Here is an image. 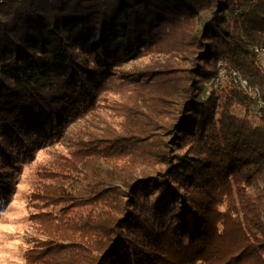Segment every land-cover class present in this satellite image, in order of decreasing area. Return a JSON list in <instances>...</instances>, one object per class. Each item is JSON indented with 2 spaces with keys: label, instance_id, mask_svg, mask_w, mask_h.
Listing matches in <instances>:
<instances>
[{
  "label": "trees",
  "instance_id": "trees-1",
  "mask_svg": "<svg viewBox=\"0 0 264 264\" xmlns=\"http://www.w3.org/2000/svg\"><path fill=\"white\" fill-rule=\"evenodd\" d=\"M262 45L264 0H0V206L53 155L24 264H264Z\"/></svg>",
  "mask_w": 264,
  "mask_h": 264
},
{
  "label": "rangeland",
  "instance_id": "rangeland-1",
  "mask_svg": "<svg viewBox=\"0 0 264 264\" xmlns=\"http://www.w3.org/2000/svg\"><path fill=\"white\" fill-rule=\"evenodd\" d=\"M177 45L180 46V43ZM255 48L254 52L256 53ZM256 55L259 65L264 70L259 61V54L256 53ZM149 57L150 58H147L145 56V58L141 60L131 62L126 65V68L130 70H144L152 68L153 66L158 67L160 62H162L161 60L164 61V59H161L159 63H155L152 61L151 56ZM170 57L171 61L174 60L173 55H170ZM220 75L222 76V72H220ZM238 83L240 84V81H238ZM243 85L244 83L242 81L241 86L245 88ZM50 155L51 154L47 153V151L36 152L34 161L23 166L13 193L10 195L9 199L0 206V264H24V254L32 248L34 244L33 241L36 240L33 238L35 235V227L28 221L29 215L35 210L30 204V197L33 186L37 184L36 181L38 176L36 171L45 162L53 159V155ZM40 178L41 177H39L38 180ZM44 182H46V180ZM39 205L40 204H38V208L44 209V205ZM49 208L52 209L51 206H47L46 209Z\"/></svg>",
  "mask_w": 264,
  "mask_h": 264
},
{
  "label": "built area",
  "instance_id": "built-area-1",
  "mask_svg": "<svg viewBox=\"0 0 264 264\" xmlns=\"http://www.w3.org/2000/svg\"><path fill=\"white\" fill-rule=\"evenodd\" d=\"M255 51H256V53L259 54V58H260L259 61H260L261 65H262V67L264 68V45L261 46V47H258V48L256 47ZM243 86H245V83H244Z\"/></svg>",
  "mask_w": 264,
  "mask_h": 264
}]
</instances>
